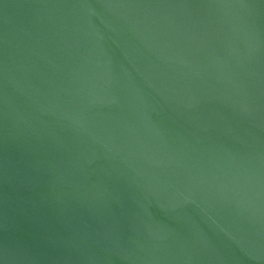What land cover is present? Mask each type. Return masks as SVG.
Returning a JSON list of instances; mask_svg holds the SVG:
<instances>
[{
    "label": "water",
    "instance_id": "obj_1",
    "mask_svg": "<svg viewBox=\"0 0 264 264\" xmlns=\"http://www.w3.org/2000/svg\"><path fill=\"white\" fill-rule=\"evenodd\" d=\"M0 264H264V0H0Z\"/></svg>",
    "mask_w": 264,
    "mask_h": 264
}]
</instances>
